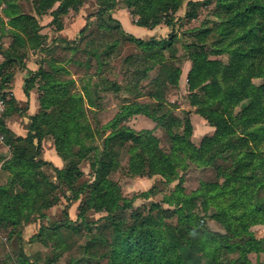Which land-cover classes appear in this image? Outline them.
Masks as SVG:
<instances>
[{
  "label": "trees",
  "instance_id": "trees-1",
  "mask_svg": "<svg viewBox=\"0 0 264 264\" xmlns=\"http://www.w3.org/2000/svg\"><path fill=\"white\" fill-rule=\"evenodd\" d=\"M31 6L36 14L45 13L49 10L51 14L50 23L54 28L61 26L62 15L69 8L76 9V0H30ZM130 15L134 17L132 23L147 28H152L156 24L164 23L172 27L171 18L163 17L162 13L180 5L181 0H122ZM206 0H185L184 16L189 17L196 4ZM56 6L51 9L52 5ZM2 4L0 11V88L2 97L7 92V83L11 76L8 70L12 63L17 65L24 55L20 45L30 49L38 48L42 55L39 65L32 75L24 78L22 90L27 95L28 89L36 76H39L41 83L38 85L40 94L37 95L39 110L27 115L28 124L26 134H15L8 128L3 119H0V135L9 146V156L3 158L0 169L7 172L8 184L0 185V221L6 218L14 225L15 215L18 211L17 199H23L20 203L26 205L27 210L33 209L31 203L39 194L40 182H49L41 174L40 179L34 177V168L39 165H49L55 173V178L62 184V179H72L81 174L75 164L64 166H53L40 156V140L45 134L52 138L53 148L57 155L66 158L65 150L72 143L78 145V157L81 156L85 146L82 145L79 135L81 126L78 115L82 114V95L76 91H70V79L60 81L51 77L50 69L56 71L61 69L66 71L62 65H57L58 60L52 55L53 47L46 43V35L39 33V24L34 16L25 12L20 2L16 0H0ZM103 7L99 8L94 15H100L112 8L116 0H103ZM215 10L213 16L215 21L205 20L202 25L190 29V42L185 46L187 49L186 59L190 64L186 73V81L190 90L189 102L196 106V111L214 127L213 133L201 139L198 145H194L188 137L190 127L186 118L181 132H170L172 157L176 151L185 148L186 155L190 159L200 162L199 164L211 163L215 158L225 162V165L216 166L221 181H203L199 187L193 190L190 195H181L179 208L188 207L191 198L201 196V203H210L214 210L210 214L214 220L218 221L225 229L224 233L212 232L205 228H198L201 222L195 213H185V221L190 223L187 228V237L183 241L171 238L170 241L160 242L158 235V225L153 228L147 226L145 230L137 229L138 224L132 222L127 228H119L113 237L112 245L106 253L108 264H185V259L181 250L192 252L200 251L205 256L215 255L219 246L238 248V254L229 259L233 264H264V236L254 238L247 226L249 223H264V0H214ZM6 17V19L3 18ZM108 19H113L106 15ZM90 22V16L86 17V22L77 31L82 35ZM171 30V29H170ZM170 31L169 39L162 40L163 45L155 47L156 41L153 38L144 40L140 37L127 33L139 46L150 50L149 57L152 62L164 61L163 49L169 47L172 38ZM9 35L10 40L7 45H2V37ZM209 39L207 50L202 45ZM152 40V41H151ZM64 43L74 44V39L68 41L64 38ZM74 49V45L67 46ZM227 53L226 62L221 61L216 56ZM46 65L44 67L42 65ZM162 65V64H161ZM162 67H165L163 64ZM163 71V70H162ZM179 67L173 68V73L169 74V80L175 81ZM252 78H260L258 83ZM160 95V93H159ZM156 96V95H155ZM161 97H156L158 99ZM11 100L16 102L11 95L5 101V106L11 105ZM246 100L237 115L232 114L231 108L238 102ZM25 107L23 108V110ZM7 108L3 109V112ZM17 110V108H15ZM155 110V109H154ZM149 108L148 103L138 101L125 102L121 109L116 112L106 123L110 133L105 138L117 139L118 141L132 140L141 143L140 132L132 129L126 124L118 125V121L124 120L132 113H143L152 119L159 120L163 113L156 114ZM49 115H55L45 118ZM53 121L49 132H44L40 128V123ZM235 126H239L238 131ZM142 131L147 132V129ZM4 133V134H3ZM35 139V141H34ZM38 157V158H37ZM175 157L171 158L166 154H151L149 156L148 174L158 173L164 178H169L175 174ZM95 173L101 168L108 167V161H97ZM39 174V171H36ZM99 175H102L101 173ZM22 179L24 186L17 193H12L9 185ZM51 184V183H50ZM66 181V185H69ZM56 186V185H55ZM90 187L87 196L76 205L75 220L83 218L84 206L91 207L94 211L105 210L112 213L118 208L119 194L113 184L106 182L103 176L95 175V179L86 185H82L72 195H67L63 190L60 192L66 201L77 198V194L82 188ZM55 188V187H54ZM48 195V193L46 194ZM190 200V201H189ZM189 201V202H188ZM47 206L50 202L47 201ZM44 204V208H46ZM152 206L158 203L151 202ZM43 210V208H42ZM40 211V217L45 214ZM63 218L59 221H50L45 227L32 233L34 237L39 235H50L56 228L65 223H73L67 214V206L62 211ZM109 216V215H106ZM110 217V216H109ZM190 217V219H189ZM24 222H30V216L24 215ZM142 224L150 223L148 217H142ZM140 223V224H141ZM17 224V223H16ZM48 231L49 233H46ZM154 233L158 235L154 237ZM20 235V232L18 233ZM247 235L243 242L233 241L226 243L227 238ZM180 251L176 252L175 248ZM262 252L263 260L251 262L246 252ZM20 254L25 258L22 249ZM22 252V253H21ZM135 254H141L135 259ZM191 255L187 256V260ZM152 262V263H150ZM30 264V263H27ZM72 264H81L79 260H74Z\"/></svg>",
  "mask_w": 264,
  "mask_h": 264
},
{
  "label": "rangeland",
  "instance_id": "rangeland-1",
  "mask_svg": "<svg viewBox=\"0 0 264 264\" xmlns=\"http://www.w3.org/2000/svg\"><path fill=\"white\" fill-rule=\"evenodd\" d=\"M76 2V9L69 8L66 12L67 20L65 21L69 23L68 29L79 30L88 16H90V22L82 35L77 32L74 44L68 43L70 46L74 45V49H68L67 43L59 41L62 38L52 36L54 34H50L46 43L49 46L52 45V55L58 60L57 65H62L66 69L65 72L61 69L56 71L50 69L51 77L60 81L73 79L70 91H76L82 95V114L78 115L77 120L81 126L79 138L85 149L78 157L80 148L72 143L64 151L66 158L62 159L61 165L64 166L65 162L69 165L73 163L81 174L72 179H62L64 181L58 185L59 181L55 178L51 166L43 164L34 168L36 179L41 181L39 175L43 174L45 180L47 178L49 182L46 180L37 185L39 194L31 203L33 209L30 211L27 210V204L20 203L23 199L15 201L19 207L15 215L17 224L13 225L6 218L1 219L0 264H72L74 260H79L81 264H108L106 253L119 228H127L129 224L135 222L138 224L137 229L145 230L147 226L153 228L157 224L158 235H161L158 245L162 242L167 244L171 238L181 243L184 239L182 235L187 237L186 230L190 227L188 225L190 223L185 221L184 214L191 212L200 218L201 224L198 228L224 233L225 229L222 225L210 217L214 207L210 203L202 204L201 196L192 197L191 202L188 201V207L184 208H179V200L181 195H190L203 181H221L222 177L218 174L219 169L217 170L216 166L222 167L225 162L217 157L211 163L199 164L200 162L186 155L185 148L176 151L172 157L170 148L172 139L169 134L181 132L186 118L190 124L188 137L194 145H198L203 137L213 133L214 127L196 111V106L189 102V94L195 91V88L190 90L186 81L190 61L186 59L185 46L190 42V29L202 25L205 20L215 21L214 0L196 4L189 17L184 16L185 0H181L178 7L162 13L163 17L171 18L172 27L164 23L156 24V33L142 38L144 40L153 38L157 47L163 45L162 40L169 39V33L172 31L170 45L163 49L162 63L157 60L152 62L148 55L150 50L139 46L126 35L128 32L123 30L120 22L125 23L123 15H119L120 21L113 16L115 7H123L129 19L136 17L129 14L122 0H116L112 8L100 15H94V13L103 7V0H76ZM27 3L30 4L31 1L27 0ZM1 6L0 3V8ZM76 11L79 13L78 17L70 20L71 13L75 12L76 15ZM106 15H110L113 19H108ZM62 23L63 18H61L60 27ZM47 24L51 30H57L50 21ZM160 24H163L162 26L167 30L162 31ZM71 40L73 39L68 41ZM207 44L209 45V39L201 44L202 47L204 46L203 49L207 50L209 47ZM227 56V53L223 52L211 57H217L226 62ZM42 64L47 67L44 63ZM163 64L165 67H162ZM176 66L179 67L178 74L175 81H170L169 74L173 73V68ZM252 81L258 83L260 78H252ZM34 82L36 94L39 95L40 89L37 88L41 83L39 76H36ZM3 95L5 100L11 96L8 90ZM131 101L148 103L149 108L155 109L156 114L163 113L162 118L155 120L143 113H132L124 120L118 121V125L123 123L140 132L141 143L132 140H107L105 137L109 135L110 129L106 123L121 109L123 103ZM245 103L246 100L236 103L231 108L232 114L237 115ZM5 105L4 101L0 108V119H3L4 124L6 117L16 121L19 119L18 116L27 118L23 110L26 101L11 100V105ZM5 107L7 110L4 113ZM52 116L55 115L45 118ZM28 120V118L25 120L24 126L29 123ZM52 124L53 121L48 119L47 122L40 123V128L47 133ZM235 127L238 131L240 130L239 126ZM143 129H147V132L142 131ZM22 131L25 135L26 129L25 132ZM45 135L40 140V147L44 153L53 146L51 136ZM41 142L44 143V147L41 146ZM2 146L5 147L3 152L6 155H3L0 150V164L3 158L9 156V146L4 142V138L0 137V149ZM161 153L176 158L175 174L170 175L169 178H164L158 173L148 174L147 172L149 156L151 154L158 156ZM100 160L108 161L109 165L99 169L96 174L94 169L97 167L96 162ZM36 171H39V174ZM100 173L102 175H99ZM8 175L0 169V185L8 184ZM95 175L96 178L103 176L106 182H110L117 189L120 196L119 206L112 213H107L105 210L94 211L91 207L84 206L83 218L75 220L76 205L85 199L90 187L83 186L77 198L68 202L63 198L60 190L71 196L82 183L83 185L91 183ZM66 181L70 184L66 185ZM9 187L12 193H17L26 186L20 179L11 183ZM47 201L50 202L49 206L46 204ZM151 202L158 203V207L150 205ZM44 204L46 208L43 207ZM66 206L68 217L74 220L73 223L62 224L50 231L52 232L50 235L43 234L39 237L32 235L40 225L45 227L50 221L61 220L64 217L62 211ZM41 210L45 214L42 217H40ZM24 215L30 216V219L34 217L30 221L34 222L31 230L24 228L30 223L22 220ZM142 217H148L150 223L142 224L140 222ZM247 231L254 238H261L264 236V223H249ZM19 232L20 235H18ZM46 233L49 232L46 231ZM158 235L154 233V237ZM246 238L247 235H243L227 238L225 241L239 243ZM189 247L190 245H187L186 250H181L185 264H233L228 260L239 252L237 247L231 249L219 246L212 258L200 251L192 252ZM19 249L23 250L25 258L20 254ZM175 251L179 252L180 249L176 247ZM188 255L191 256L187 260ZM139 256L141 254H135V259ZM246 256L251 262L263 260L262 252L250 251L246 252Z\"/></svg>",
  "mask_w": 264,
  "mask_h": 264
},
{
  "label": "crops",
  "instance_id": "crops-1",
  "mask_svg": "<svg viewBox=\"0 0 264 264\" xmlns=\"http://www.w3.org/2000/svg\"><path fill=\"white\" fill-rule=\"evenodd\" d=\"M17 1L22 4L25 12H28L29 14L34 16V18L36 19L37 23L40 26L37 31L39 33L45 34L46 40L49 38L50 34H54L52 36H56V37L58 36L60 38L66 39V40L74 39L75 36L77 35L78 29H68L69 23L67 24L65 21V20H67L66 19L67 18L66 13L62 15L63 16L62 17L63 18L62 27L58 28L57 30H51L49 28L50 26L47 24L51 19V14L49 13V10L45 13L36 14L34 12L32 6H31V3L30 4L27 3V0H16V2ZM56 4H57V2H55L52 5L51 9H53L56 6ZM76 13H77V11H76ZM71 14H72V17L70 18V20H74L76 17H78L79 13H77L75 15V12H73ZM112 14L119 21H120L119 15H123L125 17V23L120 21L121 27L123 26L122 27L123 30L132 34L133 36L136 35V37L143 38V37H147L150 35H154L156 33L155 28L157 26L156 27L153 26L152 28H147V27L136 25V24L132 23L131 19H129V17H128V14L125 13L123 7H115ZM3 18L6 19L5 16H3ZM162 25H161V30L162 31L167 30V28L163 27ZM138 34L140 36H138ZM9 40H10L9 35L3 36L2 37V45L3 46L7 45ZM55 42H57V40ZM19 48L23 49L24 55L21 57V62L18 65L15 62H13L12 66L8 69L11 72V76H10L9 81L7 83L6 89L8 90L9 94H11L17 102L26 101L24 112L26 115H29V114H33L39 110V103H38V100L36 98V96H37L36 89H35L36 83L34 82V80H36V78H34V80L32 82V85L34 84V86H30V88L28 89L27 95L24 94V92L22 90L23 80H24V78L32 75V73L36 71L37 67L39 65H41L40 55H42V53L38 48L30 49L28 47H25L24 45H20ZM18 118H19L18 121H16L12 118L6 117L5 118V124L15 134L24 135V133H22L23 132L22 130H24V132H25L26 126H24L23 123L26 122L25 120L27 118L25 116H20V117L18 116ZM19 120L22 121V123H20ZM41 146L44 147L43 142H41ZM0 150H1L2 154L4 155L5 153L3 151H5V147L2 146ZM40 153H41V155H40L41 158L46 159L53 166L61 167L62 159L57 155L53 146H51L47 152L44 153L41 150ZM33 223L34 222L28 223L29 226L26 224L24 228H30V230H31Z\"/></svg>",
  "mask_w": 264,
  "mask_h": 264
},
{
  "label": "built area",
  "instance_id": "built-area-1",
  "mask_svg": "<svg viewBox=\"0 0 264 264\" xmlns=\"http://www.w3.org/2000/svg\"><path fill=\"white\" fill-rule=\"evenodd\" d=\"M0 60H1V53H0ZM3 103H4V95L2 97V89L0 88V108H2Z\"/></svg>",
  "mask_w": 264,
  "mask_h": 264
}]
</instances>
